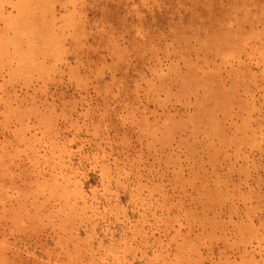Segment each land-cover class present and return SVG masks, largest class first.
<instances>
[{
  "label": "rangeland",
  "instance_id": "obj_1",
  "mask_svg": "<svg viewBox=\"0 0 264 264\" xmlns=\"http://www.w3.org/2000/svg\"><path fill=\"white\" fill-rule=\"evenodd\" d=\"M0 264H264V0H0Z\"/></svg>",
  "mask_w": 264,
  "mask_h": 264
}]
</instances>
